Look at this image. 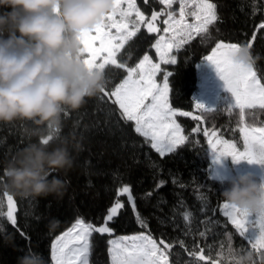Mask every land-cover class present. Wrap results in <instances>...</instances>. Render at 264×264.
I'll return each instance as SVG.
<instances>
[{"label":"trees","instance_id":"1","mask_svg":"<svg viewBox=\"0 0 264 264\" xmlns=\"http://www.w3.org/2000/svg\"><path fill=\"white\" fill-rule=\"evenodd\" d=\"M134 2L146 20L162 7L159 0ZM211 2L216 4L218 20L209 26V32L194 35L179 49H173L177 62L163 65L172 73L170 105L178 112L201 117L195 120L177 115L175 119L188 139L174 153L161 157L151 147L150 138L137 133L135 123L122 115L110 93L127 72L114 65H106L104 92L88 98L80 109L64 113L60 132L53 133L30 121L0 123V264H18V258L30 250L41 254L46 264H53L50 253L54 238L77 218L101 225L117 199L124 207L109 222L111 234L93 233L89 264H109L108 238L136 232H147L158 242L172 245L167 250L169 264H230L229 249L251 250L255 264H264V250L259 253L253 249L218 209L224 201L220 193L233 180L210 176L204 135L205 130H216L238 139L241 128L264 125V109H245L241 118L238 108L229 111L225 107L227 98L218 101L211 111L194 108L192 99L197 87L196 64L219 41L251 43L254 56H259L254 70L264 82V28H260L264 24V0ZM5 10L11 9H0ZM156 37L157 33H149L141 23L136 35L116 53L118 63L135 67L145 54L157 59L153 46ZM195 128L199 131H193ZM49 134L53 135L52 146L62 137H75L70 145L72 167L52 173L65 181L62 193L21 196L6 188L3 169L24 147ZM123 187L130 188L131 200L129 194H120ZM8 195L13 196L15 226L7 219Z\"/></svg>","mask_w":264,"mask_h":264},{"label":"snow or ice","instance_id":"2","mask_svg":"<svg viewBox=\"0 0 264 264\" xmlns=\"http://www.w3.org/2000/svg\"><path fill=\"white\" fill-rule=\"evenodd\" d=\"M147 3V0H145ZM166 9H171L174 0H160ZM179 18L172 11L161 10L153 12L151 19H145L144 14L135 6L134 0H128L127 9L121 8V0H113V9L104 19L91 31L83 33L80 37L83 45V53L91 54L90 58H84V63L93 68L105 71L106 65H114L117 69H126L127 75L123 81L110 93L119 104L122 115L128 121L135 122V131L145 138H150L151 147L161 157L167 153H174L177 148L188 139L183 134V129L177 120V115L192 116L200 120V116H193L191 112H179L169 102L171 72L163 76V83L157 82V75L161 72L162 64H175L176 57L172 55L173 49H179L182 45L194 38V35L207 34L209 26L218 20L216 4L211 0H179ZM191 8V11L188 9ZM135 12V20L128 18ZM119 16V20L115 17ZM166 15L163 21L166 27L164 33H171L166 39L160 36L153 45L159 57V63H153L148 55L135 67H127L125 63H118L116 53L125 46L132 37L139 31L140 24L147 27L149 33L159 32L160 29L154 21L158 17ZM194 19L193 23L187 21V17ZM129 24L133 27L130 29ZM264 28V24L260 25ZM111 29L116 30L113 35ZM94 32V34H92ZM98 46H95L96 42ZM239 44L218 42L212 49L211 54L205 57V61L214 66L223 86L230 93L232 101L225 105L231 111L234 108L240 110L241 118L245 109H264V82L258 78L254 66H244L234 60V54ZM251 47V43L248 44ZM106 53V56H101ZM100 58L102 62L97 63ZM101 92H104L102 88ZM194 107L203 111L214 109L206 108L205 105L195 102ZM199 131V128L193 129ZM244 138V149L239 150L237 146L228 140L215 138V131H204L208 137V144L213 154V162L218 163L223 157H231L234 162L247 160L249 163L264 164V127L241 128ZM52 136L44 138V142L52 141ZM164 182L161 181L160 185ZM158 185V187L160 186ZM120 194L131 193L129 187H123ZM151 195V193H149ZM8 210L7 219L14 226L15 205L13 196H7ZM124 205L119 201L111 206L104 221L97 226L86 222L84 218H77L75 223L62 235L57 237L52 244L51 259L54 264H89L90 238L93 233L111 234L113 229L109 222L113 221ZM134 207V204H133ZM223 215L229 218L231 224L236 228L242 237H246L253 249H264V214L250 219L245 211L227 203L223 204ZM143 224V221H141ZM258 226L256 235L249 237L247 234ZM204 235V233H201ZM109 249L112 264H168L167 250L172 245L166 244L163 240L157 242L150 234H139L124 236L109 241ZM182 243V242H181ZM231 252V249H229ZM195 255V253H193ZM203 259V257H200Z\"/></svg>","mask_w":264,"mask_h":264},{"label":"clouds","instance_id":"3","mask_svg":"<svg viewBox=\"0 0 264 264\" xmlns=\"http://www.w3.org/2000/svg\"><path fill=\"white\" fill-rule=\"evenodd\" d=\"M0 9H11L0 11V123L30 121L58 133L64 113L80 109L104 87V72L84 63L80 37L112 11L113 0H0ZM258 59L246 44L234 54L244 66ZM74 139L28 144L3 169L5 187L21 196L62 193L65 181L52 173L72 167ZM220 196L249 216L264 214V179L258 182L252 173L239 174ZM229 257L230 264H255L251 250ZM18 264L46 262L30 250Z\"/></svg>","mask_w":264,"mask_h":264},{"label":"rangeland","instance_id":"4","mask_svg":"<svg viewBox=\"0 0 264 264\" xmlns=\"http://www.w3.org/2000/svg\"><path fill=\"white\" fill-rule=\"evenodd\" d=\"M161 5H162L161 8H159L157 11H153V12H160L162 9L165 11H172L176 14L177 18H179V9H180L179 0H174V3L172 4L171 9H166L165 5H163V4H161ZM127 6H128V0H121V8L126 10ZM188 11H191V8H189ZM152 13L149 16V19H151ZM115 18L117 20L120 19L118 15ZM166 18H167L166 15H162V16L158 17L156 21H154L155 25L160 29L159 32H155V33H157L156 41L159 39L160 36H165L166 39L171 36V33H164V31H163V29L166 27V25L163 23V21ZM128 19L129 20H135L136 19L135 12H133L132 15ZM187 21L189 23H193L194 19L191 16H189V17H187ZM132 27H133V25L129 24V28L131 29ZM111 32L113 35L116 34L115 29H111ZM92 34H94V32ZM156 41H155V43H156ZM219 42H222V41H219ZM155 43H154V45H155ZM225 43H228V42H225ZM98 44H99V42L97 41L95 43V46H98ZM214 45H216V44H214ZM154 49H155V47H154ZM212 49L204 57H202L203 59L201 61H198L196 64V70H197L196 86L197 87L192 94L193 105H194V101H195V102H199V103L205 105L206 108H209V109H212L213 107L217 106L218 101H220L223 98H227L229 103L232 101L230 93H228L226 91V89L224 88L223 82L219 79V77L215 71L214 66H212L211 64H209L208 62L205 61V57L207 55L211 54ZM155 53H156V49H155ZM106 55H107L106 53L101 54V56H106ZM145 55H147V54H145ZM156 55H157V53H156ZM83 56H84V58H90L91 54L88 52H84ZM148 56L151 58V60L153 59L150 55H148ZM142 59H143V57L141 58V60ZM100 62H102V60L100 58H98L97 63H100ZM152 62L153 63H159L160 62L158 55H157V59L152 60ZM163 65L164 64L161 65V72L156 77L157 82L160 84L163 83V76L167 72V71H165ZM117 86H115V87H117ZM259 127H264V125L252 126V127L248 126V128H259ZM212 131L213 130H211L209 132H212ZM214 131L217 134V136L215 138H218L221 140H228L230 143L235 144L239 150L243 151V149H244V138H243L242 132L240 133L239 138L236 139V138H227V137L217 133L216 130H214ZM207 151H208V155H209L208 159H210V170L208 172L212 178L234 180L239 174H242V173L254 174V176L258 182L264 178V164L255 163V162L249 163L247 160H241L239 162H234L231 157H223V158H221V160L218 163H214L213 162V154L211 153V149H210V146L208 144V137H207ZM224 203L225 202L222 201L219 204V208H218L222 214H223V204ZM250 219L255 220L256 216H251ZM228 220H229V218H228ZM75 221L71 224V226L67 227L66 230H64L59 235H57L54 238V240L52 241V244L56 241L57 237H59L65 231H67L70 227H72V225L75 223ZM257 232H258V226L254 230H250L247 235L249 237H252V236L256 235ZM141 233L148 234L147 232H136V233H129V234H119L117 236L109 237L108 238V254H109V260H110L109 264H112V258H111L110 252H109V249L111 247V245L109 243L110 240H114V239L124 237V236L130 237L133 235H139ZM237 234H239L238 231H237ZM243 238L245 240H248L246 237H243ZM260 250H264V249H259V253H263ZM51 253H52V245H51ZM88 260H89V256H88ZM167 261H169L168 255H167ZM53 264H54V262H53ZM162 264H163V261H162ZM168 264H169V262H168Z\"/></svg>","mask_w":264,"mask_h":264},{"label":"water","instance_id":"5","mask_svg":"<svg viewBox=\"0 0 264 264\" xmlns=\"http://www.w3.org/2000/svg\"><path fill=\"white\" fill-rule=\"evenodd\" d=\"M215 264H218V263H215Z\"/></svg>","mask_w":264,"mask_h":264}]
</instances>
